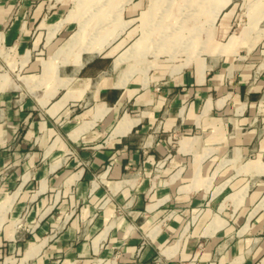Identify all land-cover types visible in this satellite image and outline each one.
<instances>
[{"label": "crops", "instance_id": "obj_1", "mask_svg": "<svg viewBox=\"0 0 264 264\" xmlns=\"http://www.w3.org/2000/svg\"><path fill=\"white\" fill-rule=\"evenodd\" d=\"M75 20L0 0V264H264V60L122 69Z\"/></svg>", "mask_w": 264, "mask_h": 264}, {"label": "rangeland", "instance_id": "obj_2", "mask_svg": "<svg viewBox=\"0 0 264 264\" xmlns=\"http://www.w3.org/2000/svg\"><path fill=\"white\" fill-rule=\"evenodd\" d=\"M63 6L75 16V29L80 20L94 42L119 45L114 58L139 42L140 58L138 51L122 69L132 63L135 70L185 64L187 59L193 65L219 58L225 66L240 58L244 65L259 66L264 60V0H63ZM222 22L230 27L225 34L220 32ZM232 36L235 41L226 45ZM238 44L248 48H236Z\"/></svg>", "mask_w": 264, "mask_h": 264}, {"label": "bare ground", "instance_id": "obj_3", "mask_svg": "<svg viewBox=\"0 0 264 264\" xmlns=\"http://www.w3.org/2000/svg\"><path fill=\"white\" fill-rule=\"evenodd\" d=\"M227 3H228V1L220 5V7H219V9H218V11H217V15L220 13L221 9H222ZM227 5H228V4H227ZM85 24H86V23H85ZM85 24H84V25H85ZM84 25H82L80 31L74 36V38L72 39L70 45L75 46V45H78V44L82 43V41L84 40V37H85V31H84V28H85V27H84ZM95 36H96V35H95ZM139 46H140L139 42L134 43V44L132 45V47L129 49V52H127V53L125 52L123 55H121L120 57H118V60H117V61L120 60V62H122V61L130 60V59L132 58V56H135V54L139 51V49H138ZM198 68H199V70H200L201 73L205 71V67H204L203 64H199V65H198ZM46 70H47V69H46Z\"/></svg>", "mask_w": 264, "mask_h": 264}]
</instances>
